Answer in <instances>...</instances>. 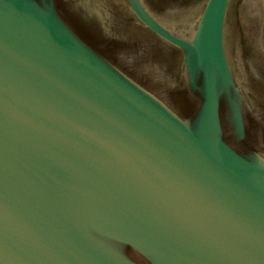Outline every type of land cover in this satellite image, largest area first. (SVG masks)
<instances>
[{
	"label": "water",
	"instance_id": "1",
	"mask_svg": "<svg viewBox=\"0 0 264 264\" xmlns=\"http://www.w3.org/2000/svg\"><path fill=\"white\" fill-rule=\"evenodd\" d=\"M238 1L0 0V264H264V0Z\"/></svg>",
	"mask_w": 264,
	"mask_h": 264
},
{
	"label": "flooded vegetation",
	"instance_id": "2",
	"mask_svg": "<svg viewBox=\"0 0 264 264\" xmlns=\"http://www.w3.org/2000/svg\"><path fill=\"white\" fill-rule=\"evenodd\" d=\"M238 2H241V0H239ZM241 10H242V9L238 10V12L241 13ZM261 19L264 20L263 16H261ZM248 45H249V44H248ZM250 47H251V46H250Z\"/></svg>",
	"mask_w": 264,
	"mask_h": 264
}]
</instances>
